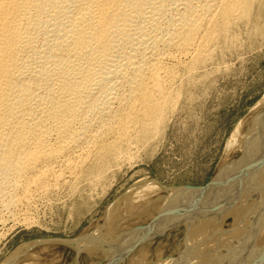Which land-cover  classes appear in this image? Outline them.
Wrapping results in <instances>:
<instances>
[{
	"label": "bare ground",
	"instance_id": "obj_1",
	"mask_svg": "<svg viewBox=\"0 0 264 264\" xmlns=\"http://www.w3.org/2000/svg\"><path fill=\"white\" fill-rule=\"evenodd\" d=\"M261 19L264 0H0V241L9 224L30 225L42 201L97 187L152 145L179 98ZM257 119L240 159L204 190L167 187L161 202L162 185L142 182L108 206L103 223L65 242L88 264H264V115ZM178 224L186 251L149 261L155 235ZM49 241L24 242L0 264H38L34 247Z\"/></svg>",
	"mask_w": 264,
	"mask_h": 264
},
{
	"label": "rangeland",
	"instance_id": "obj_2",
	"mask_svg": "<svg viewBox=\"0 0 264 264\" xmlns=\"http://www.w3.org/2000/svg\"><path fill=\"white\" fill-rule=\"evenodd\" d=\"M262 19L260 25L263 23V29L259 26L258 30L252 31L254 34L242 30L235 48L223 52L224 56L221 53L218 56L216 61H222L221 64L215 62V65L213 63V66L208 67L209 78L205 76L204 80L202 77L199 79L200 82L199 80L196 82V84L199 82L198 85L190 87L189 91L179 98L162 130L155 140L150 142H153L151 146L142 148L144 151L140 149L141 151H138L140 154L134 153L133 159L124 161L122 168L114 171L116 174L110 172L107 179H103L97 187H93L94 189H87L88 191L85 190L75 196L64 191L42 201L38 205L41 206L38 207L40 210L37 208L35 212L36 219L30 223L31 226L19 223L14 227L12 223L9 224L6 228L8 232L6 231L0 241V263L20 244L36 239L52 240L34 247L37 253V256L33 257L34 261L42 257L36 262L38 264L91 263L92 258L86 251H79L65 240L93 229L99 222L103 223L102 217L108 206L123 197L131 187L156 179L162 185L158 193L162 199L160 201H168L170 194L168 195L167 187L204 190L220 172L221 165L225 167L235 160L238 161L243 153L239 146L240 140L250 135L251 126L256 118L264 115ZM260 28L261 31L258 32ZM238 124L242 125L241 136L232 146L229 143L233 140ZM232 221V215H228L222 227H228ZM145 223L143 221L139 224L146 225ZM187 237L188 230L185 224L174 225L155 235L154 243L152 241L150 244L152 252L149 261L159 262L172 256L174 259L178 258L180 256L178 254L187 249L185 245ZM44 245L49 246L48 249ZM51 261L55 263H50Z\"/></svg>",
	"mask_w": 264,
	"mask_h": 264
}]
</instances>
